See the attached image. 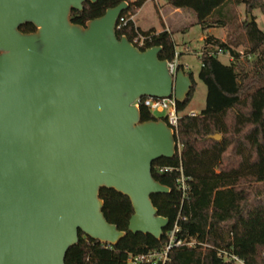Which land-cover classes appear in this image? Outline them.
Listing matches in <instances>:
<instances>
[{
	"label": "water",
	"instance_id": "obj_1",
	"mask_svg": "<svg viewBox=\"0 0 264 264\" xmlns=\"http://www.w3.org/2000/svg\"><path fill=\"white\" fill-rule=\"evenodd\" d=\"M98 1L0 0V264H66L80 233L116 247L126 232L105 218L104 189L130 200L128 232L160 241L170 224L152 201L170 193L152 166L175 158L177 136L132 104L183 103L192 78L172 76L161 47L118 38L126 2L72 22Z\"/></svg>",
	"mask_w": 264,
	"mask_h": 264
},
{
	"label": "trees",
	"instance_id": "obj_2",
	"mask_svg": "<svg viewBox=\"0 0 264 264\" xmlns=\"http://www.w3.org/2000/svg\"><path fill=\"white\" fill-rule=\"evenodd\" d=\"M147 1L86 3L82 12H72L71 20L85 26L123 2L128 9L121 16H135ZM168 4L192 12L204 31H228L224 41L207 37L202 49L199 79L207 89L205 109L195 117L187 114L196 85L188 72L193 82L191 92L185 102L177 103L182 115L177 135L179 151L175 158L160 159L152 166L155 180L170 189L167 195L152 196L159 215L168 218L170 224L160 241L128 232L134 214L130 200L104 189L100 194L104 216L126 232V237L116 247H109L80 233L79 243L66 255V264H127L130 253L164 249L176 223L180 227L176 238L197 245L174 247L167 264H235L233 256L245 264H264V30L252 15L260 10L264 17V0H169ZM241 6L247 14L243 21L237 13ZM34 30L32 25L20 29L23 33ZM138 33L154 35L142 51L158 46L160 60H174L175 42L169 31H143L135 21L117 31V36L134 43ZM220 51L229 53L233 60L224 64L211 55ZM258 54L263 58L254 60ZM179 68L185 69L182 65ZM141 117L143 122L164 120L144 108ZM161 167L174 171L160 173ZM180 168L191 178L189 196L183 204L176 191Z\"/></svg>",
	"mask_w": 264,
	"mask_h": 264
},
{
	"label": "rangeland",
	"instance_id": "obj_3",
	"mask_svg": "<svg viewBox=\"0 0 264 264\" xmlns=\"http://www.w3.org/2000/svg\"><path fill=\"white\" fill-rule=\"evenodd\" d=\"M169 0H148L140 9L135 21L137 26L143 30L148 31L156 28L160 31L165 28L163 25V18H167V24L172 30L173 39L175 41V51L180 55L179 64L184 66L192 73L196 83L195 90L191 102L187 108V113L194 111L199 115L206 107L207 89L205 84L199 79V72L201 70V61L199 53L202 51L204 45V38L206 36H217L224 40L227 38L228 31L225 28H215L204 31L198 24L197 18L192 12L182 11L181 13L168 4ZM237 13L240 20H245L247 14L244 8L238 7ZM262 30H264V17L260 10H255L252 14ZM239 51L243 47H239ZM263 58L261 55H256L254 60ZM219 60L224 64L230 63L228 55L222 54ZM155 118H165L164 114L154 113Z\"/></svg>",
	"mask_w": 264,
	"mask_h": 264
},
{
	"label": "built area",
	"instance_id": "obj_4",
	"mask_svg": "<svg viewBox=\"0 0 264 264\" xmlns=\"http://www.w3.org/2000/svg\"><path fill=\"white\" fill-rule=\"evenodd\" d=\"M129 22L135 23V16H130V17L121 16L118 20L116 31L121 30ZM153 37L154 35L146 36L141 33H138L133 44L139 49L146 48L147 45L152 42ZM222 54L228 55L230 58V62L233 60L229 53H224L222 51L211 55L215 57H219ZM202 55L203 52L201 51L199 53V58ZM179 57L180 55L176 53L174 60L172 62H168V69L172 76H175L177 71L179 70V66H180ZM132 105L140 110L142 108L147 109L152 114L154 113L164 114L165 115L164 120L166 121L168 126L172 128L176 136L178 135V125L182 115L177 110V101L175 100L174 97H171L169 99L143 97L136 100ZM187 114L190 117L197 116V114L194 111H190ZM178 151H179V147H178ZM173 171L174 169L171 167H161L159 169L160 173H168ZM177 171L179 172V177L177 179L176 191L179 194L183 204L188 199L189 196V192H190L189 183L191 181V178L185 176L182 168H180ZM179 231H180V227L176 223L174 228L168 233L169 243L166 245L164 249L148 251L140 255H134L130 253L127 256V264H167L169 261V252L174 247H185V246L190 248L196 247L197 243L194 241L186 242L183 240H178L176 238V233H178ZM232 260L235 262V264H245L242 260H240L236 256H233Z\"/></svg>",
	"mask_w": 264,
	"mask_h": 264
},
{
	"label": "crops",
	"instance_id": "obj_5",
	"mask_svg": "<svg viewBox=\"0 0 264 264\" xmlns=\"http://www.w3.org/2000/svg\"><path fill=\"white\" fill-rule=\"evenodd\" d=\"M178 12H182L183 10H177ZM139 13V12H138ZM138 13H137V15H138ZM137 15H136V17H137ZM163 25H164V27L165 28H163V29H161L160 31H156V28H152V29H154L157 33H161V32H163L164 30H166V31H169L170 33H172V30H171V28L168 26V24H167V18L166 17H164L163 18ZM211 30V29H210ZM208 31V30H207ZM173 35V34H172ZM207 37H214V38H217V39H220V40H222V41H224V39H222V38H220V37H217V36H206L205 38H204V45H205V40H206V38ZM175 42V41H174ZM176 44V43H175ZM204 45H203V47H204ZM203 49V48H202ZM185 68V67H184ZM185 70V72L186 73H188L189 72V70L188 69H184Z\"/></svg>",
	"mask_w": 264,
	"mask_h": 264
},
{
	"label": "flooded vegetation",
	"instance_id": "obj_6",
	"mask_svg": "<svg viewBox=\"0 0 264 264\" xmlns=\"http://www.w3.org/2000/svg\"><path fill=\"white\" fill-rule=\"evenodd\" d=\"M24 27V26H23ZM34 27V26H33ZM34 29H35V27H34ZM34 32H36V29L33 31V32H29V33H34Z\"/></svg>",
	"mask_w": 264,
	"mask_h": 264
}]
</instances>
